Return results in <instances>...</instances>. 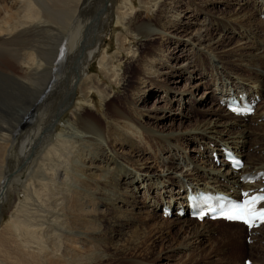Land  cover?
<instances>
[{"label": "bare ground", "instance_id": "bare-ground-1", "mask_svg": "<svg viewBox=\"0 0 264 264\" xmlns=\"http://www.w3.org/2000/svg\"><path fill=\"white\" fill-rule=\"evenodd\" d=\"M118 1L0 0V264H96L113 256H96L101 246L121 255L130 250L141 252L143 247L148 252V229L127 228V224L139 215L138 212L149 207H153L154 211L158 207L162 209L164 201L183 204L187 187L238 192L239 177L229 169L224 170L221 166L218 169L214 158L210 162L206 155L208 149L211 153H221V147L227 146L247 159L244 171L264 170V121L259 122L264 116V21L260 19L264 2L207 0L199 7L187 4L186 12H190L192 18L199 15L200 7L207 11L209 18V27L188 43L195 49L194 54L177 57L174 48L170 56L165 57L159 56L151 48L145 55L141 52L135 60L137 52L134 53L130 45L135 43L136 36L141 32L148 38L149 45L154 41L162 44L175 40L180 46L179 51L184 52L186 43L182 38L193 35L190 32L192 23L186 24L183 11H174L175 7L172 8L170 2H164L159 8V28L146 25L141 22L140 14L135 12V0H120L121 6L116 8L114 6ZM184 1L177 0L176 8L181 7ZM141 3L147 11L152 7L149 0H141ZM216 4H222L225 8L236 4L239 9L214 15L212 8ZM127 20H131L128 22L130 29L125 27ZM111 25L119 52L118 56H115L116 53L111 56L107 50L101 57V73L107 81H122L115 62L124 52L134 57L131 61L135 65L143 62L147 66L165 68L167 73H164L162 84L155 83L153 78H147L144 74L139 76L137 87L130 92L127 115L115 113V120L104 128V124L96 122L94 115L85 107L93 102L94 93L103 103L110 99L99 81L88 76V70L100 56L105 31ZM231 25L237 26V29L231 30L233 34L238 32L242 42L228 35ZM143 27L147 29L143 30ZM42 33L50 35L55 43L52 42V46L50 43L43 45L40 41ZM140 42L137 41L135 45ZM185 56L186 61L190 60L189 64L186 62L187 67L183 65ZM203 58L207 61L201 62ZM209 67L213 72L217 71V76L210 80L206 74ZM196 71H202L204 75L199 84H189L187 89L193 92V89L207 86L210 90L211 99L205 92L206 97L201 101L203 106L208 105L207 109L195 110L206 118L184 133L176 130L166 135L159 134L155 130L158 122H167L169 128L178 123L182 128L183 120L178 117L182 114H172V108L164 110L161 107L162 116L158 117L159 110H150L145 96H155V90L160 91L157 85H161L165 92H171V101L176 95H182V98L185 93L170 87L167 80L172 77L173 83L178 85L187 77L192 79ZM149 84V90L142 89ZM232 90L261 95L263 102L255 116L238 118L219 105L220 97ZM53 92L57 101L52 111L42 110L46 114L42 116L43 119L41 117L34 121V115V122L25 124L29 113L39 111L40 106L37 105L44 103ZM79 95L81 107L85 106L82 107L83 113L91 114L85 118L80 116L76 124L78 128L71 125L70 128L65 127V116ZM140 95L141 99H138ZM21 101L25 103L17 105ZM2 105H16L17 110H6L3 114ZM148 111L150 113L147 115ZM48 116L50 119L46 120ZM31 124L34 127L30 133H25L24 129ZM61 128H68L69 135L63 134ZM193 134L197 137L199 148L203 147L204 150L199 152L203 164L195 165L197 175L190 177L183 170L178 171L181 164V154L178 153L182 151V144L174 143ZM139 136L144 141H138ZM161 143L168 148L170 155L164 161L166 175L153 172L155 166L161 165L162 159L158 162L155 156L154 161L146 158L149 150ZM35 144L39 153L34 160L33 155L30 157L33 152L29 149ZM210 144L214 148L209 147ZM191 160L184 157L182 161ZM10 161L14 163L13 166L20 161L22 164L20 173L14 179L8 178L9 169H12L8 164ZM67 170L71 171V175L63 174ZM180 173L184 178L180 177ZM185 179L188 180L184 184ZM161 183H164L163 189H167L160 188L163 194L155 197L154 204L147 205V198L145 206L136 204L140 201L137 193L141 188L146 185V192H150L159 188ZM6 216H9V220L3 225ZM164 223L166 227L167 222ZM171 223H168L170 227ZM106 225L112 230L109 235L117 236L116 241H107ZM216 225H223V228L217 231L220 239H215L216 246L208 256L222 254L228 261L233 257L239 260V256L247 251L264 252V247L260 245L264 242V228L258 230L261 231V238L253 236V244L243 245L240 239L247 234L244 226L216 221L207 223L203 228L214 234ZM199 230L194 229L193 234L197 242L204 244L205 237L199 238ZM122 235L124 239L120 238ZM151 235V239H156L155 235ZM246 236L247 239L249 235ZM170 257H163L160 261L169 260ZM253 263L264 264V260Z\"/></svg>", "mask_w": 264, "mask_h": 264}, {"label": "rangeland", "instance_id": "rangeland-1", "mask_svg": "<svg viewBox=\"0 0 264 264\" xmlns=\"http://www.w3.org/2000/svg\"><path fill=\"white\" fill-rule=\"evenodd\" d=\"M149 1H150V3L152 2L150 4V5H152V7L150 6L149 10L147 11L144 9L143 4L141 3V0H135V4H136L135 12H138L140 14L142 23H144L146 25L150 24L154 27L156 26L157 28H159L158 20H159V17L161 15L160 14L161 11H159V8L164 4V2H167V3L170 2L172 4V8L175 7V9L173 8L174 11H177V10L183 11L182 16L185 15L187 18V19L186 18L184 19V22L186 24H188L189 22L192 23V26H190V28H191L190 32L192 31L193 35H191L190 38L189 37H183L182 38V39H185V42H183V43H186V45H184V47L186 48V51L183 52V51H179L180 46H179V44H177L175 42V40H171L170 42H165L162 44L160 42L154 41L152 43V45H149L148 38L144 37L145 34L143 32H141L139 36H136L137 39L135 38V40H136L135 43L133 45H130L131 46L130 49L132 51L134 50L133 51L134 53L137 52L134 55L135 60L139 57L141 52L143 55H145L146 52H148L149 50H152V49H154V51L159 56L164 55L165 57H169L170 52L174 48H176V50L174 49V51L176 52L177 57L186 55L187 53L190 56H192L194 54L195 49L188 46V43L193 37H197L201 32H203L206 28L209 27V18H208L207 11H205L203 9V7H200L202 9H201L199 15L192 18L190 12H186L187 4L193 5L194 7H197V6L199 7V6H203V3H205V1H207V0H185L186 2L184 1V4L178 8H176L178 5L177 0H172V1H170V0H149ZM258 1L260 3L264 2V0H258ZM120 6H121V3L119 0L118 4H115L114 7L118 8ZM238 9H239V6L236 4L230 8H225L222 4H216L212 8V10L214 11V15H218V12L220 13L223 11H224V13L227 14L233 10L236 11ZM205 14H207V15H205ZM260 19H261V17H260ZM130 21L131 20L126 21V26H125L126 29H130V25L128 23ZM234 28L237 29V26L231 25L230 31L228 30V33H230V34H228V35L233 37L235 40L242 42L240 37L238 36V32H235L233 34V30H231V29H234ZM145 29H147V28L143 27V30H145ZM113 30H114L113 25H111L109 27V30L105 31L106 36L103 39L104 43L102 42V44H101L102 45V51L100 52V56L97 57L93 61V63L91 64V66L88 70V72H89L88 76L92 77V78L94 77V78H96V81L97 80L99 81V85L101 87H103V89L106 90V92L109 95L111 100L109 99V101L107 103H105V102L103 103L100 100V97H98V95L96 93H94L93 102L89 103L86 107L82 106V107L87 108L92 113V115H94L96 122H102L104 124L103 125L104 128L107 126H110L113 122L112 120H115V118H116L115 113L127 115V112H128L127 105L129 104V102L131 100L130 92L134 88L137 87L136 80L139 76L144 74V75H146L147 78H150V79L153 78L155 83H161L162 84V83H164V80H165V76H164L165 74L164 73H167V70L165 68H161V67L156 68L155 65L153 67H151L149 65L148 66L145 65L143 62H138L135 65L134 63H132L133 61H131L132 59H134V57H132V55H128L127 52H124V53H121L119 55L118 59H116L117 62H115V65L119 66L118 71L120 72L122 81H120L119 83H117V82L111 83L109 80L107 81V79L104 78L103 74L101 73L102 70L100 68V61H101L102 55L107 50H108V55L114 56V54L116 53L115 56H118L117 52H119L118 51L119 46H118L117 37L114 35ZM138 34H139V32H138ZM47 35L48 34H46V33L45 34L42 33L41 37H40V41L43 45L50 43V45L52 46V42L55 43V41L53 40V38L50 35H48V36ZM47 40L50 42H48ZM139 40L141 42L139 44L135 45L136 42ZM127 47L129 48V46H127ZM186 59L187 58L185 56V60H184L185 63H183V65L185 64L184 67H187V65L190 62V60L186 61ZM205 59L206 58H203L201 60V62L207 61ZM149 60L150 59H147V61H149ZM150 67H151V69H150ZM209 68H210V70L206 74H207V78L210 80L211 78H213V76H217V71L213 72L212 68L211 67H209ZM203 75H204V73H202V71H196L193 73L192 79L187 77L186 79H183L178 85H175L173 83L174 78H172V77L167 80L168 83L170 84L169 85L170 87H176L178 89L179 93H185V95H183L182 98H181L182 95H176V97L174 99H172V101H171V92L170 91L165 92L164 87H162L161 85H157V86H159L160 91L155 90L156 91L155 96L149 97V98L147 96H145L144 99L148 101V108H150V110L151 109L159 110L157 115H156L158 117L162 116V111L160 109L161 107H163V109L165 108L166 110H170L172 108V110H173L172 114H173V112H176V113L178 112V113L182 114L181 116L180 115L178 116L179 118L181 117V119L183 120L182 128H179L178 123L173 128H169L168 126H166L167 122L156 123L155 121H152L154 124L156 123L155 124V126H156L155 130H157L159 132V134L161 133V135H166L168 132L176 131V130L177 131L179 130L180 132L184 133L186 130H190V127H192L196 122L203 121V119L206 118V116H200L198 113L195 112V110L197 108L203 109V110L207 109L208 105L203 106V103H201V101H203L202 99H204L206 97V95H204L205 92L209 96L210 90L208 88H206L207 86H202L200 89L198 88V90L192 88L193 92H190L191 90L189 91V89H187L188 86H190V85L199 84L200 79L203 77ZM60 77H63V76H60ZM150 87H151V85L149 84V85H146V88H142V89L147 91V90H149L148 88H150ZM53 93L51 95H49L48 98H46V100L44 98V100H45L44 103L37 105V106H40L39 111H35L36 112L35 114L29 113L28 117L25 120V124L26 123L27 124L33 123L38 118L45 116L46 114H44L42 112V110L50 109L52 111V109H53V107L57 101V99L54 96L56 94L55 93L53 94ZM211 96H209L210 99H211ZM75 98H76L75 99V105L70 108L69 114H67L65 116V120H66L65 121V127L67 126L68 128H70L69 127L70 125H71V127L78 128V126H76V124L79 122L80 116L82 115L85 118V117H89L91 114V113H89V114L83 113V110L81 107L82 101L80 99V95L76 96ZM138 99H141V95ZM142 100H143V98H142ZM180 100H181V102H180ZM22 103H25V102L21 101L17 105L22 104ZM215 104H216V108H218L219 105L217 103V98L215 100ZM15 106L16 105H14V106L2 105V108L4 109V111L2 113L5 114L6 110H8V111L11 110V111L15 112L17 110L15 108ZM25 107L28 108V106H25ZM143 110H144V108H143ZM180 111H182V112H180ZM108 112H109V115H108ZM149 113H150V111H148L146 114L148 115ZM34 115H35V118L33 121L32 117ZM42 119H43V117H42ZM49 119H50L49 116L46 117V120H49ZM33 127L34 126L32 124L29 127H26L24 129L25 133H27V132L30 133V131ZM162 127H165V128H162ZM68 128L67 129L61 128L60 131L62 130L63 134L65 133L66 135H69L68 134L69 133ZM20 130H22V128H20ZM101 136H103V135H101ZM195 139H196V141H195ZM102 140L105 141L104 139H102ZM137 140L138 141H140V140L144 141L142 136H139ZM44 143L45 142H43V144ZM103 143L106 144V142H103ZM178 143L182 144V145H180L181 147L179 146L180 148H182V151H181V153H178V154H181L179 157L181 160V164L179 166L178 171L183 170L184 174L186 173L190 177L197 175L194 166L195 165L200 166L201 164H203L202 163L203 158L200 156L199 152L203 151L204 148L203 147L199 148V146L197 145V137L195 134H193L192 137H190V138L180 140V142L176 141L174 144L178 145ZM36 147L38 148V146L35 144L34 146L30 147V149H29L30 152H33L32 154L30 153V157H32V155H33L35 157L34 160L36 159V157L39 153V150H37ZM209 147L214 148V146L211 144ZM167 150H168V148L166 146H164V144H162V143L154 145V147L149 150V155L146 157L148 160L154 161L153 156H155L157 158L158 162H160V160L162 159L161 165L159 164V166L158 165L155 166L156 168L153 171L154 173L166 175L167 169H166L165 162H166L168 156H170ZM206 152H207L206 155H208L207 159H209L211 162V158H213L212 153L209 149ZM184 157H189L192 160L190 162L189 161H186V162L182 161ZM244 161L246 163L247 159L245 158ZM10 163H11V161L8 164H9V167L12 166V169L11 170L9 169L10 173L8 174V178L14 179L16 177V175L20 173L19 171L21 170L20 168H22V164H21V161H20V163H18L19 165L17 164V166H13L14 163H11V165H10ZM208 164L209 163H207V165ZM219 167H217V168L219 169ZM250 167H252V166H250ZM16 168H17V171H16ZM70 173H71L70 170L63 172V174H67V175H71ZM11 174L13 176H11ZM179 175L181 178H184L183 174L181 175V173H180ZM204 177L206 178L207 176L205 175ZM187 180L188 179L183 180V183L185 184L187 182ZM163 187H164V183H161L159 188L156 187L152 191L146 192V185H145V187L141 188L140 191L137 193V196L139 197L140 201H138L136 204L138 206H143V205L145 206V200H146L145 198H147V205L148 204H150V205L154 204L155 203L154 202L155 197L163 194V190L167 189V187L164 189H163ZM160 188H162L163 190L161 191ZM160 208L161 207H158L157 211H154L153 207H149L148 210H146V209L141 210L140 212H138L139 215L138 214L136 215V219L133 222H131L130 224H127V228H129V230L136 229V228L146 229V230L148 229L147 231H149V232H147V233H148V235H150L147 238V242H148L147 245L148 246L146 245V249H148V252L147 251L145 252V247H143L142 249L144 251L142 249H140L141 252L138 251L136 253L134 250H130L129 253L121 255V254H114V252H112V250H110V249L107 250L105 248L106 249L105 250L103 248V246H101L100 249L98 250V252H96V256H99L102 258H104V256H107V255H108V258L110 257V255H113V256H111V258H109L108 260L99 261L100 263L97 262L96 264H215V263L216 264H242V261L245 258L246 259L250 258L253 262L254 261L262 262L264 260V258H263L264 252L259 251V250H256V253L247 251V253L245 252V254L244 255L242 254L241 257L239 256V260H237L236 257L231 256L233 258L231 260L227 261L225 256L222 254L221 255L208 256L210 254V252L216 246L215 239H220V237H219L220 235L217 234L218 233L217 231L219 229L223 228V225H216V228H214V230H216L215 233L211 234V233H209V231L207 229L203 228V227H205L204 225H207V223L209 224L210 222H206V224L198 223V222H196V223L183 222L182 220L176 219L175 217L166 219V218H164V216H162ZM147 211H149V212H147ZM161 216L163 219L161 218ZM164 219L166 221H164ZM185 219H187V221H188V218H185ZM8 220H9V216H6L4 219L3 225H5L6 221H8ZM164 222H167L166 227H165ZM173 222L174 223L176 222V224H173ZM168 223H171L172 228L170 227V224H168ZM162 224H164V225H162ZM172 225H174V226H172ZM160 227H161V229H159ZM105 228L108 231V236L105 235V237L107 238V241L108 242L109 241L111 242V240L116 241L117 236L111 237V235H109V232L110 233L112 232L111 228H109L107 225L105 226ZM194 229H200L199 230V232H200L199 238L203 239L205 237V243L204 244L196 241L197 237H196V235L193 234ZM231 231L233 233L235 232L234 230H231ZM151 233L153 235H155L156 239H151V237H152ZM246 235L247 234L243 235L242 238L240 239L241 243H243V245H246L245 244L246 243V237H247ZM120 238L124 239V236L122 235ZM260 238H261V236H260ZM262 238H264V235ZM260 245H262L264 247V242L260 243ZM208 250H209V252H208ZM199 253L201 254L200 257H198ZM255 254H259V256L255 255ZM168 256L169 257L171 256L169 260H165L162 262L160 261L163 257H168Z\"/></svg>", "mask_w": 264, "mask_h": 264}, {"label": "snow or ice", "instance_id": "snow-or-ice-1", "mask_svg": "<svg viewBox=\"0 0 264 264\" xmlns=\"http://www.w3.org/2000/svg\"><path fill=\"white\" fill-rule=\"evenodd\" d=\"M259 199L264 200V196ZM256 202L257 198H253L251 201L246 200L243 203H230L226 209L222 208L221 211L225 218L241 221L251 226L256 220L264 222V209L257 210Z\"/></svg>", "mask_w": 264, "mask_h": 264}]
</instances>
